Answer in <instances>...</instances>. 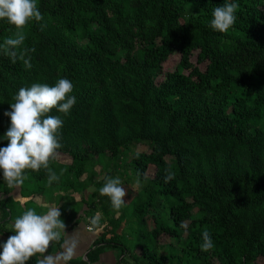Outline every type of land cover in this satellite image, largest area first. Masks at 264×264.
I'll use <instances>...</instances> for the list:
<instances>
[{"label":"trees","instance_id":"obj_1","mask_svg":"<svg viewBox=\"0 0 264 264\" xmlns=\"http://www.w3.org/2000/svg\"><path fill=\"white\" fill-rule=\"evenodd\" d=\"M36 2L46 27L32 22L24 30L22 47L35 49L31 69L5 54L4 41L15 29L0 21V148L11 125L4 113L21 87L72 81L77 103L71 114L50 113L64 121L59 152L72 161L51 167L66 168L69 176L59 175L66 190L95 186L98 201L89 214L100 213L109 225L86 261L69 264H95L108 249L121 251L119 264H257L264 258V0H228L238 8L226 34L210 27L224 0ZM176 55L177 68L164 73ZM139 145L148 151L124 162ZM93 156L118 164L117 170L123 163L127 169L118 177L124 185L139 181L142 193L114 210L99 193L104 180L95 178ZM167 169L175 179L165 183ZM107 170L110 177L117 173ZM27 172L22 195L43 194L46 186L38 184L46 173ZM0 192L2 221H14L24 209L2 172ZM60 212L66 227L80 224ZM205 229L214 243L207 252L200 247ZM1 232L14 235L3 225ZM164 236L176 244H162Z\"/></svg>","mask_w":264,"mask_h":264},{"label":"clouds","instance_id":"obj_2","mask_svg":"<svg viewBox=\"0 0 264 264\" xmlns=\"http://www.w3.org/2000/svg\"><path fill=\"white\" fill-rule=\"evenodd\" d=\"M237 8L236 3L224 0L221 6L214 8L210 27L226 34L236 23ZM43 20L36 0H0V21H6L15 29V35L4 41L5 54L12 63L20 60L26 68L31 69L30 53L35 49L22 47L26 39L24 30L32 22H36L43 31L46 27V24L41 23ZM73 91L72 81L60 78L53 86L37 82L29 87H21L13 96L14 102L9 104L11 111L4 113L11 121L3 137L8 144L0 148L3 182L13 191L21 189L27 178V170L37 173L44 171L49 185L59 181L60 176L51 165L57 161L59 150L63 146L61 140L64 121L60 116L50 113L55 109L65 116L70 115L77 103ZM174 179V172L167 169L165 183ZM99 193L110 200L116 211L126 204L125 197L128 193L118 176L104 177ZM13 199L23 208L31 197L19 193ZM91 224L96 231H102L105 227L99 217H94ZM180 226L186 228L187 224L182 221ZM11 229L14 235L0 243V264H29L30 259L37 254H40L37 264H69L80 243L75 232L71 236L67 234L59 207H50L43 214L37 213L33 208H25L13 221ZM62 237H66L61 245L63 250L57 254H49V249ZM202 241V251L207 252L214 247L207 229L202 232Z\"/></svg>","mask_w":264,"mask_h":264},{"label":"rangeland","instance_id":"obj_3","mask_svg":"<svg viewBox=\"0 0 264 264\" xmlns=\"http://www.w3.org/2000/svg\"><path fill=\"white\" fill-rule=\"evenodd\" d=\"M192 61L194 64L197 65V53L192 57ZM180 62V56L179 55H176V56H173L171 57V59L164 65V73H168V72H173L176 68H177V65L178 63ZM206 65H199V67L204 71L205 70V67ZM164 77H160L158 81H163ZM148 151V147L147 146H144V145H139L138 147H135L133 149L132 152H130L126 158L128 159H124V162H127V161H131L132 159V156L135 152H147ZM92 163L94 164V172L96 173V176L95 178L98 179L99 181H103L104 180V177H106L108 175V170L109 171H114L117 173L112 176V177H117L118 176V173H124V169L126 168V166H123L124 164L122 163L120 168H118L117 170V165L116 163L113 164V162H109L107 160H105L104 162L100 161L99 158L97 156H93L92 158ZM171 159L172 158H168V161L171 162ZM71 158L67 155H59L57 161H56V164L57 165H64L65 163L66 164H69L71 162ZM117 163H120V162H117ZM65 164V165H66ZM105 166V168H104ZM124 167V168H121V167ZM59 173H57L58 175H63L65 177H68L69 176V173H67V170L66 168L63 166V167H58L57 168ZM127 169V168H126ZM57 172V170H56ZM155 172V169L154 167H152L150 170H149V177H152L153 174ZM128 175L130 176L131 175V169L128 168ZM72 176V175H71ZM60 183L55 186V187H49L47 185L48 183V180H44L42 182H40L38 185H43V186H46L45 187V195L43 194H38L36 196L33 197V201L32 202H29L27 204V208H33V209H41V207L43 206H49L50 207H59V209L61 211H63V214L64 216L66 214H68V216L72 213V215L76 217V215L78 213H80V209L82 208V203H76L74 201V199L71 197L70 194H67L66 192H68V190L64 189L63 185H62V178L60 177ZM122 186L125 188V190L127 191L128 195L125 197V201H126V204H129L132 199L134 197L137 196V194H141L142 193V186H140V184L138 183H131L130 185H124V183H122ZM95 187H92L90 191L88 192H85L87 193L86 196L88 197V199H90L92 197V193L95 192ZM56 193H59L60 196H56V198L54 197V194ZM31 193L30 192H26L24 196H30ZM68 196V197H67ZM43 197V198H42ZM55 198V199H54ZM94 198H96L95 194H94ZM51 201L50 203L46 204L47 202L44 201ZM93 202H95V199H92ZM92 200H90V203L93 204ZM45 202V203H44ZM46 204V205H45ZM78 204V205H77ZM38 212V210H36ZM39 214H42V211H39ZM67 216V217H68ZM150 223L153 224L154 223V219L153 218H150L149 219ZM128 231V230H127ZM6 242V241H4ZM162 244L164 245H167V244H176L177 240L176 239H172V238H169L167 236H164L161 240ZM121 257V255H120ZM82 259V258H80ZM257 264H264V258L261 257L257 260Z\"/></svg>","mask_w":264,"mask_h":264},{"label":"crops","instance_id":"obj_4","mask_svg":"<svg viewBox=\"0 0 264 264\" xmlns=\"http://www.w3.org/2000/svg\"><path fill=\"white\" fill-rule=\"evenodd\" d=\"M86 179H87V175L84 176L83 179H81V181H85ZM97 181L99 182L98 179H97ZM92 187H95V186H91L90 188H88V190H85L83 192H74L72 190H68V192H66L67 194L71 195V197L74 199V201L76 203H82L81 204L82 208L80 209V213H78L76 215V220H80V224L76 225L74 227H72L71 225L66 227L67 234L69 236H71L75 232L76 237L80 242L79 247L76 250V254L72 260H75V259L79 260L80 258H82L83 260L86 261L87 260V254L89 253V250L91 249L92 245L94 244V242L98 238V234L101 232V231H96L91 224V221L94 217H99V219L101 218V214L98 212L93 216H91L89 214V212H91L90 211L91 209H95V204L98 201L94 198V194L96 193V190H95V192L92 193V197L90 199H88V197L86 196L87 193H85V192L90 191ZM95 189H96V187H95ZM19 193L22 194V189L14 190L13 193L10 194V196L13 198L14 195H17ZM44 193H43V195H45ZM60 195H59V193H56V194H54V197L56 198V196L58 197ZM30 197H31V200L29 202H32L33 201L32 199L34 196H30ZM3 198H5V196L0 192V200H2ZM92 199H95V202H93ZM98 199H101V196H99ZM90 200H92L93 204L90 203ZM44 201H46V200H44ZM46 202H47L46 204H48L51 201L49 200ZM25 208H27V205H25L23 207L24 210H25ZM48 209H49V206L46 205V206L41 207V209H36V210H38L37 213H39V211H42V214H43ZM9 219H10V217H9ZM12 223H13V221H11V220L10 221L8 220L7 223L2 221V213L0 211V225H3V228L6 231H12V229H11ZM105 224H106V226L109 225L107 222H105ZM105 224H103V225H105ZM125 227L126 226H123L121 231H123L125 229ZM8 237L9 236H7L6 233L1 232L0 233V242L7 241ZM62 238L65 239L66 237H62ZM62 250H63L62 247H59L57 244H55L52 248V252H50L49 254H57V253L61 252ZM120 255H121V251L119 249H108L104 254H102L100 256V260L95 264H119L120 261L122 260V256L120 257Z\"/></svg>","mask_w":264,"mask_h":264}]
</instances>
